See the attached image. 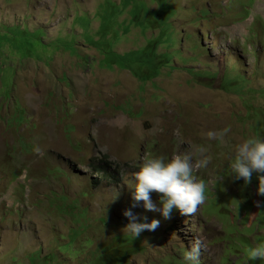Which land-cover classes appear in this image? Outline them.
<instances>
[{
	"label": "rangeland",
	"instance_id": "374dc122",
	"mask_svg": "<svg viewBox=\"0 0 264 264\" xmlns=\"http://www.w3.org/2000/svg\"><path fill=\"white\" fill-rule=\"evenodd\" d=\"M249 136L264 0H0V264H185L195 241L200 264H264L245 254L264 241V173L228 167ZM178 153L206 200L170 218L140 202L159 225L132 236L133 174Z\"/></svg>",
	"mask_w": 264,
	"mask_h": 264
},
{
	"label": "clouds",
	"instance_id": "9594fccd",
	"mask_svg": "<svg viewBox=\"0 0 264 264\" xmlns=\"http://www.w3.org/2000/svg\"><path fill=\"white\" fill-rule=\"evenodd\" d=\"M214 136L213 133H209ZM200 158L195 160V167L205 168L210 160L204 156V149H198ZM193 156L190 153L164 155H149L143 158L138 170L133 174L134 185L132 206L125 209L123 215L128 223L125 228L138 237L144 230H155L159 221L142 216L132 211L140 206L146 211H159L164 218H170L173 209L182 215H189L206 200V184L202 179L193 175ZM230 176L234 179H243L248 183L253 173H264V137L249 136L235 147L233 156L229 160ZM264 179V175H260ZM159 195V205L152 201L151 193ZM259 193L264 194V189ZM201 245L199 241L193 242L185 253V264H200ZM248 260H264V241L256 243L245 250Z\"/></svg>",
	"mask_w": 264,
	"mask_h": 264
},
{
	"label": "trees",
	"instance_id": "16d2710c",
	"mask_svg": "<svg viewBox=\"0 0 264 264\" xmlns=\"http://www.w3.org/2000/svg\"><path fill=\"white\" fill-rule=\"evenodd\" d=\"M115 241V240H114ZM113 241V243L115 244V242ZM127 248H129L130 249V253L132 254V253H134V251L136 250V247H127ZM127 248H125V249H127ZM107 249V248H106ZM112 257L113 258H121V260H124V256H123V254H121V252H119V251H117V250H114L113 252H112Z\"/></svg>",
	"mask_w": 264,
	"mask_h": 264
}]
</instances>
